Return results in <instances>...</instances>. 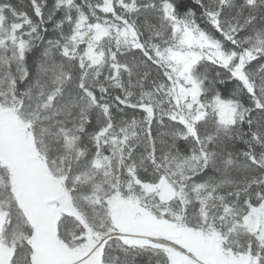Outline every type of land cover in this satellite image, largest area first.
Segmentation results:
<instances>
[{
    "label": "snow or ice",
    "instance_id": "6c2138e0",
    "mask_svg": "<svg viewBox=\"0 0 264 264\" xmlns=\"http://www.w3.org/2000/svg\"><path fill=\"white\" fill-rule=\"evenodd\" d=\"M0 264H264V0H0Z\"/></svg>",
    "mask_w": 264,
    "mask_h": 264
}]
</instances>
